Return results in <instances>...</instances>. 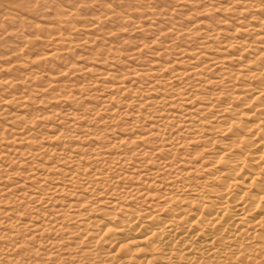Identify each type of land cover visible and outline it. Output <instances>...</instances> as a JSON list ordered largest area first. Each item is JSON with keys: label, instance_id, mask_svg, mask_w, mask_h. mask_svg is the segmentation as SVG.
Wrapping results in <instances>:
<instances>
[{"label": "bare ground", "instance_id": "1", "mask_svg": "<svg viewBox=\"0 0 264 264\" xmlns=\"http://www.w3.org/2000/svg\"><path fill=\"white\" fill-rule=\"evenodd\" d=\"M73 9L72 7L60 8L58 12H54L56 16H59L54 21L51 20L46 24L40 23L37 26L40 39H47L49 36L54 44L59 45L41 54L45 56L42 57L43 60L56 51L60 52L69 47L67 45L70 43L69 40L59 38L61 35L59 33H61V27L65 28L64 25L68 24V20L64 19L65 16L71 15ZM167 11L164 9L159 15ZM105 12L110 13V11ZM106 14L94 16L95 18L89 16L83 19L85 24L80 25L88 29L100 19L103 21L102 16ZM112 14L111 11L110 15ZM144 16L145 14L142 15L141 20H148ZM123 19L126 20L125 23L129 22L127 25L131 26L128 15L125 14ZM137 22L140 23V21ZM258 24L264 25V17H258ZM145 25L142 24L141 27ZM249 26L244 24L240 30L246 31ZM234 28L233 31L236 30V27ZM199 30L202 39L197 47L175 45L179 38L188 35L187 30H182V27L176 30H173L171 26L155 30L159 32V35H163L164 39L159 42L162 45L155 47L156 50L152 53L164 57L166 51H171L173 48L179 54L177 58H169L164 62L149 59L140 68L125 72L121 68H114L110 63H104L102 58L99 59V63H96L99 67L84 66L85 72L90 73L93 80H110L112 88L121 96L120 99L114 101L117 102L114 106H111L112 93L104 94L99 104L97 101H90L92 105L87 107L86 112H91V114H86V118L93 119V115L97 112L96 105L102 104L100 109L115 110L116 108L118 110L122 108L121 110L130 116L124 125H132L131 122H138L136 118L140 115V109L143 106L150 107L156 98L158 99L155 102L160 103L161 99H165L174 105H179V103L190 105L195 101L194 109L206 115L203 127L198 126V121L193 124L186 120L181 124V130L194 136V139H197L196 141L201 145L198 149L191 148L182 151L185 159L181 156L176 158L172 155H154L151 157L153 162L150 168H147L146 161L145 163L137 161L130 167V175L140 178L142 186L119 184L121 178H126L128 175L122 171V168L129 163V155L125 150L116 154L108 152L111 155H104L106 160L103 165L88 167L83 164L79 165L80 161L84 164L89 163V160H85L88 157L82 155V149H77L79 151H76L77 155H70L71 153L62 146V141L59 140L60 137L58 138L61 132L56 128L50 126L45 129L52 133L46 136V140H50L52 144L43 145L39 143L43 136L39 131L25 130L23 125H14L12 126L14 128L0 125V132L5 130L3 134H7V138L2 140H6L7 143L11 142L10 144L14 142L13 144L17 145V147L8 144L0 145V162H2L0 179L2 180H6L10 174L16 172L26 174V176L23 175L24 178L31 177L27 173L28 169L24 168V165L28 163L22 162L17 156L23 154L27 157L39 155V152H50L51 154L58 151V153L55 152L57 154L55 156H60L57 158L61 160L66 169L58 168L57 165H53V162H50L45 169L61 173L64 178L63 182L72 189L68 191L65 188L62 190V186L46 185L42 191L37 188L26 194L28 186L18 195H23V202L28 200L34 205H41L46 209L44 211L55 219L62 217L68 209L66 217L69 216L68 218L73 219L75 223L73 227H69L71 229L68 228L70 231L62 233L67 238L64 245L71 246L72 249L77 248L78 254L81 255L80 258L85 259V264H264V58L258 57L264 53L262 50L264 47L257 49L254 53L255 48L243 45L244 41H237L235 45L244 46H241V50L215 57L198 50L208 44L204 40L205 36L210 37L207 30L201 31V28ZM111 45L107 46L108 53L109 49H112ZM262 45L264 46V43ZM138 47L127 50L125 48L126 51H130L128 54L125 53L127 54L125 58H128L127 60L137 59ZM208 47L206 46V49ZM230 48L234 47L230 46ZM116 51H111L113 52L110 54L111 58L114 57ZM247 51L253 52L254 55ZM199 58L201 63L196 64ZM225 61L235 63L236 67L234 69L232 67L221 68ZM176 63L185 65L181 66L183 67L181 69L170 68L171 73L169 72L170 74L164 78L168 80H165L166 82L175 81L176 85L173 86L177 89V93L175 95L160 93L143 98L142 93L155 94L160 90L158 82H163L164 78L162 77L163 80L161 77L157 79L156 73L161 74L159 71L165 70L168 64L173 67V65H178ZM170 65L168 67H171ZM206 67L209 68L210 75L212 74L211 78H208L212 84L225 80L226 86L222 84L223 89L212 91L203 88L201 91V81H196V79V82L192 81L199 77L202 69ZM28 72L20 75L15 84L20 85L19 80L27 78L29 81H37L40 84L37 87L39 90L53 86V82H47L46 73L34 71L30 74ZM144 78L148 81L145 80L142 91L136 87ZM182 81H184L183 84ZM189 87L193 89H186ZM18 88L19 90L12 92L13 95L22 92L20 87ZM197 90L199 91L196 92ZM132 91L137 94L131 95ZM10 95L0 99V109L4 110L1 104L10 101ZM130 105L131 110L127 108ZM58 114V117L62 118L63 113ZM66 116L63 118L68 125L79 121L76 128H82L81 119H86L74 112H69ZM77 118L81 119L77 120ZM161 119L155 116L153 122L141 126L142 130L133 137L149 140L148 138H154L162 133L164 126L160 123ZM75 134L86 142L88 148L94 146L89 142L92 136H89L87 131L81 130ZM130 138L129 136L125 138L118 136L114 137L113 141L123 144ZM162 139V147H160L162 149L155 147V149L146 151L141 148L137 150L141 149L142 153L146 154L159 153L158 151L161 150L170 153L184 144V140L174 135ZM201 151L205 154L198 158L197 153ZM4 161L8 163L2 166ZM10 162L16 167L10 168L8 165ZM93 163L92 161L91 164ZM17 167L24 169L19 170ZM81 179L83 182L79 181ZM98 185L102 186L101 189L90 194L92 189ZM0 187L3 196L10 193L7 186L0 185ZM123 187L126 189L122 193L117 191ZM19 190L20 188L17 190L14 188L13 191ZM61 191L69 196L68 199L63 200V204L52 206L49 200L50 194ZM147 197L149 199L144 201ZM49 221L56 226L53 219ZM17 222L22 226L29 225L34 230L44 229V226L42 224L40 226L36 220L32 223L29 220H18Z\"/></svg>", "mask_w": 264, "mask_h": 264}, {"label": "rangeland", "instance_id": "2", "mask_svg": "<svg viewBox=\"0 0 264 264\" xmlns=\"http://www.w3.org/2000/svg\"><path fill=\"white\" fill-rule=\"evenodd\" d=\"M64 7L74 8L71 15L65 16L66 18L64 19L68 20V24L64 25L65 28L61 27V33H59L61 34L59 38H64L65 41L69 40L70 43L67 44L69 47L60 52L56 51V54L54 53L46 57V60H43L42 57L45 56L42 55L44 53L59 47V45L54 44L49 36L47 39H40L37 26L40 23L46 24V22L51 20L54 21L59 17L54 12H58L60 8ZM163 8L168 11L165 14L161 13L162 15L160 16L159 13L164 10ZM103 11H110L108 13L109 16ZM111 11L113 13L112 16L110 15ZM103 14H106L104 17L102 16L103 21L100 19L98 23H95L97 25L94 24L88 29L80 25L85 24L83 19L89 16L95 18ZM125 14L130 18L131 26L127 25L129 22L125 23L126 20L123 19ZM144 14V17L148 18V20H141ZM135 17L137 18L135 19ZM258 17H264V0H0V79L2 78L0 80V99L6 98L10 94L12 95L9 97L10 101L1 104L4 110L0 109V125L6 128H14L12 127L14 125H23L25 130L39 131L43 135L39 143L43 145L52 144L50 140H46V136L51 132L45 129L50 126L56 128L61 132L58 138L60 137L59 140L62 141V146L71 153L70 155H77L76 151L79 152L77 149H82V155L88 157L85 160H89V163L84 164L83 161H80L79 165L83 164L88 167L91 165H95V167L103 165L106 160L104 155L109 154L108 152L116 154L125 150L129 155V163L122 168V171L128 175L126 178H121L119 184L124 186L128 184L142 186L140 178L130 175V167L135 165L137 161L144 163L146 161L148 163L147 168H150V164L153 162L151 157L154 155H172L176 158L181 156L182 159H185L182 156V151L190 150L191 148L198 149L201 145L196 141L197 139H194V136L192 137L187 131L181 130V124L186 120L193 122V124L198 121V126L203 127V120L206 115L194 109L193 104L195 101L190 105L181 103L174 105L165 99H161L160 103L155 102L158 99L156 98L150 107L143 106L140 109V115L136 118L138 122H131L132 125L129 124L128 126L124 125V122L128 121L130 116L121 110L122 108H119L121 111L116 108L115 110L100 109L102 104L98 105L102 99L101 97L106 93H112L113 101L111 106L117 103L114 102L115 100L120 99L121 96L110 85L112 82L107 79L93 80L90 76L91 74L85 72L84 66L99 67L96 63L102 58L104 63H110L114 68H121L125 72L140 68L149 59L164 62L169 60V58H177L179 54L173 48H171V51H166V55H169L167 57L166 55L163 57L152 53V51L156 50L155 47L162 45L159 42L164 39L163 35H159V32H156L157 29L170 28V26L171 28L173 27V30H176V28L181 29L182 27V30H187L186 32H188L187 37L179 38L178 40L180 41L177 40L175 42V45H179V47H184V45L197 47L202 39L199 30L201 28V31L207 30V33H210V37H207L209 36L207 35L204 38L205 42H208L206 46L209 47L206 49V46H202L198 49L202 53L211 54L215 57L225 56L236 50H241L240 48L244 47L243 45H250V48H255L256 50L253 52L256 53L257 49L264 47L262 45L264 43V25L258 24ZM137 21H140V23ZM142 24L146 25L141 27ZM244 24L250 25L246 31L240 30ZM74 25L76 26L71 28ZM234 27H236V30L233 31ZM74 28L77 29L73 30ZM237 41H244L245 43H242L243 45H235ZM108 45L112 46V49H109V53L106 50ZM228 45L229 48H227ZM230 46L234 48L231 49ZM134 47H138L140 51H137V59L127 60L128 58L126 59L125 57L130 51L126 50ZM120 50H125L126 52ZM111 51H116L112 58L110 57V54L113 53ZM253 52L248 53L254 55ZM258 57L264 58V53ZM198 60L196 64L201 63L200 58ZM176 64L178 65H173V67L168 64L171 67L167 66L169 69L160 70L161 72L159 71V73L162 75L157 72L155 77L157 79L161 77V80H163L164 76L171 73L172 68L181 69L183 68L181 66L185 65L184 63ZM223 67H232L234 69L236 65L225 61L221 68ZM27 71L30 74L34 71L46 73L47 82H53V86L39 90L37 87L40 84L36 80V82L29 81L27 78L20 79V85L15 84L19 76ZM208 71L209 68H203L202 73L200 71L201 74L197 77L200 80L197 78L191 80L201 81V91H203V88L212 91L223 89V86H226L225 80H223L225 84L222 81L212 84L208 79L211 78L212 74L210 75L211 72ZM147 79L149 80L148 77ZM147 79H141L136 88L142 90V86ZM165 80L167 79L164 78L163 82H158L161 88L155 94H147L145 92L142 93V97L160 93L175 95L177 93V89H174L175 86H173L176 85L175 81L171 82V84ZM183 82L181 83L183 84ZM18 87H20L22 92L13 95L12 92L19 90ZM190 88L193 89L192 87L186 89ZM132 94L135 95L137 93L132 91ZM90 101L99 102L96 105L97 112L93 115V119L85 116L86 114H91V112H86L87 107L90 104L92 105V103H89ZM127 108L131 110L132 106H127ZM69 112H74L76 115L86 118H77V120H82V128H76L79 121L75 124L73 123L74 126L68 125L64 121L65 118L63 117H67L66 115ZM58 113H63L62 118L58 117ZM82 113L84 115H81ZM186 114H189V116H186ZM155 116L162 118L160 121L164 126L162 133L154 138H148L149 140L140 139L137 136L133 137L134 134L138 135V132L142 130L140 129L141 126L153 122ZM130 129L132 130L129 131ZM81 130L87 131L89 136H92L89 142L94 144V146L88 148L86 142L76 136L75 133ZM3 132L5 130L0 132V140L2 141L0 145L5 146V144H8L9 146L17 147V145L13 144L14 142L10 144L11 142L7 143L6 140H2L7 138V134H3ZM169 135H174L184 140L181 148L170 153L163 150L155 154L142 153L141 149L144 151L155 149V147L162 149L160 148L162 147V138ZM118 136L123 138L129 136L131 138L124 141L123 144H118L113 141L114 137ZM137 148L141 149L137 150ZM26 149H29V147H26ZM55 152L58 153V151ZM55 152L51 154L50 152H39V155L27 157L21 154L17 158L21 159L22 162L28 163L24 165V168L25 170L28 169L27 173L31 177L24 178L26 174H23V176L16 172L15 174H10L6 180L0 179V185L7 186L10 192L4 194V196H7L4 197L0 187V193L2 194H0V264H85V259L80 258L81 255L78 254L77 248L72 249L71 246L64 245L67 238L62 233L70 231L69 229L71 228L69 227H73L75 223L73 219L68 218L69 216L66 217L68 209L63 213L62 217L55 219L53 216L48 215L44 211L46 209L41 205H34L28 200H26L28 203L26 201L23 202V195H18L28 186V191H25L26 194L37 190V188L42 191L46 185L62 186V190L65 188L68 191L72 189V187L66 186L63 182L64 178L61 173L58 174L53 170L45 169L50 162H53V165H57L60 169H66L61 160L58 159L60 156H55L57 155ZM203 154H205L204 151L198 152L197 157H202ZM92 161L94 162L93 164H91ZM6 163L8 162L4 161L2 166ZM11 163L8 164L9 167L15 168L16 165L13 164L14 166H12ZM17 168L19 170L24 169ZM79 181L83 182L82 179ZM101 187V185H98L93 188L90 194L101 189ZM14 188L16 190L20 188V190L16 192L13 191ZM125 189L123 187V189L117 191L122 193ZM65 194L64 191L50 194V204L52 206L63 204L69 197ZM148 199L149 197L144 201ZM40 219L41 221H39ZM50 219L55 221L56 226L50 223ZM18 220H29L31 223L36 220L40 226L41 224L44 226V229L37 228L34 230L29 225H19Z\"/></svg>", "mask_w": 264, "mask_h": 264}]
</instances>
